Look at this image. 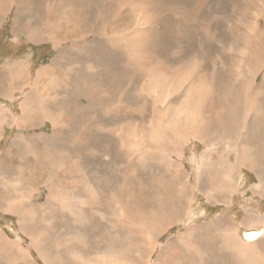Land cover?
<instances>
[{
  "label": "bare ground",
  "instance_id": "obj_1",
  "mask_svg": "<svg viewBox=\"0 0 264 264\" xmlns=\"http://www.w3.org/2000/svg\"><path fill=\"white\" fill-rule=\"evenodd\" d=\"M122 1L127 3L120 8L115 5V9L121 10V12H124L125 14L130 11H139L145 16L152 13L145 0ZM133 3L136 5L132 6ZM7 4H9V1ZM58 6L59 5L56 4H51L49 6L52 8L53 13L51 17L47 14L48 16L45 17L44 21V25L47 24L49 29H52L51 35L54 38L61 33L59 32V26L61 23L60 12L63 7L60 8ZM109 6L114 8L111 3H109ZM6 7L9 6L7 5ZM252 7L255 10L254 16L259 15L261 16L260 20H262L264 18V0H254ZM4 8L0 5L1 16L4 12H6V8L5 10ZM57 9L60 12L57 11ZM16 18L18 19L16 24L20 28H26L33 41L36 40V42H41L45 40L43 37L45 34L37 32V25H35V30H33V27L30 25L28 20L22 21L19 19V16ZM96 18L97 20H100L102 18L101 14H99ZM144 20L146 21L147 17H144ZM252 20L253 19H248V27H241L242 29H245L240 32L241 35L245 36L249 32V35L243 37V46L241 45L237 48V50L233 49L234 44H236L233 40L232 46L226 50V56L230 59V61H232L231 63L233 65H230L228 60H226V62L220 65V68L216 67V71L212 74L203 71L201 67H204L205 65H198L196 58L174 68L164 61L159 60L156 55L145 51L144 47L148 41V35L151 33V31H148L147 28L143 29L139 27L141 29L134 31L131 34L128 33L129 35L124 34L121 30H118L117 33L112 36L104 34V39H109L110 42L114 43L116 42V39L131 40L134 47L130 52V57L128 59L129 63L139 66V68L144 71L147 76H149L150 80L154 78L160 87L167 88L168 90V102L166 101L167 104L164 110H162L159 104V101H161L159 99L161 95H158V98L153 100L155 102V108L152 112L151 120H148L149 122L146 125H142L140 130L135 131V134L138 135L137 137L140 139L139 142H142L143 144L139 147L140 150L138 151L134 149L128 151V156L132 155L134 163L143 167L146 164V153L145 151L142 153L141 149H146L152 158L157 159L154 162V166H158L163 171L167 170L169 173L175 171V173L171 174L172 176L170 178L160 177L159 181L157 179L154 180L151 188H143L142 185H140L139 189L135 190V187L128 184L127 181L135 177V172L138 168H130L124 172L127 173L128 178L127 175H125L124 180H121V183L119 184V193L124 196L125 200L122 202L119 198L116 204H120L119 221L122 222L121 225H123L124 220H129L133 226L132 229H130L133 232L128 230L126 235L128 238L132 239L134 243H127V248L124 247L122 251L117 253L108 252L104 254H97L93 259L94 264H101V261H103L102 263L104 264H126L125 262H131V264H159V261L157 262L153 259L152 254L162 245V243H157L154 238L155 236L166 232V229L163 225H156L154 219L151 221V219H149L145 214L141 213L142 209L136 210L134 207H131L133 206V203L130 202L133 200V202L137 203V207H142L144 210L149 211L152 214H157L160 221L161 219H167L164 220L166 221L164 225H172V223L178 220L179 222H182V213L186 216L184 221L192 217L194 210H192L191 205L195 199L194 196L188 197L187 204L183 207L182 200L187 196V194L195 189H198V187L192 186L189 183L190 176L194 173L192 171L185 170L182 161L173 165L168 162V160L163 158L165 154L172 152H177V157L179 159L186 156L184 155L185 149H182V145H180L186 144L184 143L185 138L198 139L206 144H209L210 142H217L218 144L224 146L218 153L217 160L215 159V156H212L213 153L211 151V153L205 157L206 160H204V162H206L205 164H210L209 167L200 169L201 166L205 165L204 163L197 166L199 173L198 175H195V180L197 179L196 181H198L200 188L207 186L210 189V191H205L208 196L207 198H209L210 201L216 204L226 205V203L231 200V196L238 193V191L234 189V184L238 178L241 177L240 174H242V171L245 169L255 172L254 175L258 178L259 182V185L255 187V191L257 193L261 192L260 195L264 197V132L258 138V141L256 140L252 144H250L246 138V135L253 133L259 128L264 130V76L262 81L260 80V84H255L257 74L264 72V30L260 31L258 25L252 27ZM78 21L72 28L68 27L67 24L63 25L62 33L79 37L80 30L83 25H80ZM130 26H132V24ZM116 29H119L118 26H116ZM113 31L114 29H111V32ZM237 32V30H234L235 34ZM34 36H38V38L34 39ZM71 47L77 56L76 60H80L82 62H88L90 60L86 71H84L83 68H76L74 63L64 69L62 64L66 58V51L64 49L62 51L60 50L52 64L38 72L37 75H41V80L39 81L40 85H33L30 91L27 92L26 98L21 104V114L15 116L13 109L0 107V130L1 121L3 120L15 123L17 128L20 129H23V127H27L28 125H33V122H38L39 124L45 122L46 124L47 121H50L53 125V134L49 136L42 133L38 136L26 139L20 134L19 136L15 134L9 147L5 151L1 148V139L3 134L0 132V208H3L4 211L15 213L20 216V225L30 230L29 235L32 238L30 247L37 251L45 264H59L62 257H60L59 254H53L51 252L53 251L52 248H56L58 250L61 247V243L59 244L56 242L55 244L53 241H45L47 235L46 230L48 228H41V230L37 232V223L35 220L39 215L36 217L35 213L37 209L36 207H40V204L38 205L36 201L35 197L37 193H34L35 190L31 187V185L46 179L44 184L47 188V192H49L47 204L58 206V211L70 214L69 216H71L72 219L75 218V220H77L80 214H83L86 207L91 211L98 209L96 203H98L101 199L106 198L105 193L109 189L108 183L102 179H98L95 182L93 176L87 175L86 177L90 184L86 190L84 189L85 193L83 194L84 196L86 194V196L83 199H69V192L75 191V188L71 187L68 191L62 188L60 179L64 176L65 169L71 167L77 161L85 164L84 153L86 152V140L79 132L68 138H64L61 135V131L64 130L65 126H72L73 122L76 128L73 130L74 132L79 129L80 125H85V123L91 124L94 121V118H86L87 108L92 104L95 105L100 101H107L112 98V92L110 90H106L104 93L101 92L102 94L100 93L101 87L105 86V79L98 73L99 66L95 64V60L91 57H86L83 54H77L82 48H77L75 46ZM202 47H204V44ZM224 51L222 53H224ZM178 52L176 53V56H179ZM157 53L159 52H156V54ZM162 54H164V52ZM165 54L163 55L164 57H166ZM173 57H171L172 60L174 59ZM109 58L110 56L106 57L107 60ZM202 58L203 57L199 59ZM206 61L208 62V59ZM213 62L215 63V61ZM106 63L111 66V69L114 68V65H111L109 60ZM9 68L10 67H8V69ZM88 68L90 69V73H88ZM126 68L127 66L125 65L118 68V70L122 71L120 76L121 78H117L116 83L118 86H124V81L128 79V76L126 75L127 77H125L124 75ZM11 71L12 73L2 81L0 92L5 91L8 93L11 90V85L15 82V78L20 76L22 73L28 72L26 71L24 64H22V68H17L12 65ZM102 72L109 73V70L103 69ZM221 73L230 74L232 77V81L229 80L228 84H226L227 86L224 88H222V84L218 81V78L222 75ZM43 76L47 78L44 83L42 82ZM26 78L31 79V74L29 72L28 75H26ZM151 82L155 83L154 80ZM75 83H77L75 88L78 89L79 95L85 98L87 103L84 105L82 110H80V106H82V104L78 103V106L75 107L76 110H74V113H65L62 108L58 107V103H64L70 100L68 91L70 90L71 85H75ZM41 86H44L43 92L47 97L52 94L50 101L57 109V115L53 114L51 117L52 120L48 119L47 111L43 105L45 99L43 93L40 91ZM150 86L149 81H146L143 89H141L142 92L149 91ZM13 89L21 92V90H18L17 87H13ZM170 98H172L171 101L169 100ZM178 98H180V104L174 106V109L173 105ZM34 104L37 106L36 108H34ZM98 104L100 105V103ZM98 104L96 106H98ZM124 110L127 109L124 107H115L111 108L110 112H114L116 114L122 111L124 112ZM110 112L108 114H111ZM138 113L144 114V108H139ZM36 117L39 118V120H37ZM60 119H64L66 122L62 129L57 131L55 128H58L61 125V122L58 121ZM93 126L95 125L93 124ZM125 127L126 126H122V128L117 131L119 132L118 136L123 138V145L130 143L133 146H136V142H130L133 136L128 135V130L125 129ZM113 132L114 131L111 133ZM34 139L36 140V143L34 142ZM62 147L68 149L73 148V152L68 150V161L67 165L64 166H62V162L65 160L66 153L63 152V150H60ZM122 152L125 153L123 150ZM91 153L96 154L97 152L93 150ZM22 154L25 156L24 159L21 158ZM196 156L192 158L189 157L191 163L194 161V165L199 162ZM195 168L193 170H195ZM114 184L115 183L111 185L112 190H114ZM95 189L97 190V193ZM260 189H262V191H260ZM114 191H116V186ZM102 204H104V202ZM151 206H156L161 209L165 206L170 207H167L164 212L159 209L151 210ZM73 207H75V209ZM229 208L231 207L229 206ZM245 211L246 217H244L241 221L225 220L222 215H219L211 227L201 229V226V228H199V230L197 229L195 233L193 231L192 233L194 234H189L190 240L187 241L191 242L186 245L184 243L182 244L185 245V250H189L192 245H197L200 250L199 252H196L197 258L192 259L191 257H188L186 259H181L177 254L179 257L174 255L176 258L170 259V262L167 264H214L211 260V255L213 254L216 255L217 261H220L221 264H264V252H255L254 247L258 243L253 245L255 242H258L262 236H264V215L259 216V213L257 212L258 210L248 207L245 208ZM260 222L263 224L262 230H260L257 225ZM39 226L40 224L37 228ZM241 227H247V229L250 228L249 230L258 229L246 233V239H244L241 237ZM1 230L2 229L0 227V255L2 257L6 255V258L3 257L5 262L9 263V259H15L10 262H18L20 264H36L33 261L31 250L25 249L20 241H12L8 239L7 235ZM122 245H124V243L120 244V246ZM182 246H180V248ZM119 248V250H121V247ZM96 253L98 252L96 251ZM127 253H131V255H128ZM12 254H15L16 256H13ZM189 254H191V252ZM114 256H117L119 260H113ZM227 257L230 259L233 258V261L229 259L230 261L228 262ZM123 260L125 262H123Z\"/></svg>",
  "mask_w": 264,
  "mask_h": 264
},
{
  "label": "rangeland",
  "instance_id": "obj_2",
  "mask_svg": "<svg viewBox=\"0 0 264 264\" xmlns=\"http://www.w3.org/2000/svg\"><path fill=\"white\" fill-rule=\"evenodd\" d=\"M0 1H2L0 2V5L3 8H6V12H4L2 16L0 15V86L2 85L4 78L12 73V65L17 68H22V64H24L26 71L31 74V79H28L26 78L28 72L22 73L20 76L15 78V82L11 85V90L8 93L5 91L0 92V107L13 109L15 116L21 114V104L24 102L27 92L30 91L33 85H40L39 81L41 80V75H37L38 72H40L43 68L50 66L56 55L59 54L60 50L62 51L64 49L66 51V58L62 64L64 69L68 68L70 64L74 63L76 68H83L84 71H86L90 60L88 62L76 60L77 56L75 51L72 50L71 46L82 48L77 54H83L86 57H91L93 60H95V64L99 66L98 73L105 79V86L101 87L100 93H104L106 90H110L112 92L111 99L107 101H100L98 102L100 105L96 103L95 105L92 104L87 108L86 118H94V121L91 124L85 123V125H80L79 129L75 130L74 132L73 130L76 128L73 122L72 126H65L64 130L61 131V135L64 138H68L79 132L80 135L86 140V152L84 153L85 164L77 161L71 167L65 169V174L60 179L62 188L66 191H68V189L71 187L75 188V191L69 192V199H83L86 196V194L84 196L83 193H85L86 188L90 184L86 175L93 176L95 182L98 179H102L108 183L109 189L105 193L106 198L101 199L98 202L99 204L96 203L98 209L91 211L86 207L83 214H80L77 220H75V218L72 219V217L69 216L70 214H65L64 212L62 213L58 211V206L47 204L49 192H47V188L44 184L46 179L31 185V187L35 190L34 193H37L35 197L36 201L38 205L40 204V207H36L37 214L35 213L36 217L39 215V219L37 218L35 220L37 223L36 230L38 232L41 230V228H48L46 230L47 235L45 241H53L55 244L56 242L59 244L61 243V247L58 250L56 248H52L53 251L51 252L53 254H59L60 257H62L59 264H94L93 259L97 254H104L108 252L117 253L122 251L124 247L127 248V243H134V241L128 238L126 235L128 230L133 232L130 230L133 226L129 220H124L123 225H121L122 222L119 221L120 204H116L119 198L122 200V202L125 200L124 196L120 195L121 193H119V184L121 183V180H124L125 175H127V173L124 172L130 168H138L135 172V177L127 181L128 184H131V186L135 187V190H138L140 185H142L143 188H151L154 180L157 179L159 181L160 177L170 178L172 176L171 174L175 173V171L169 173L167 170L163 171L158 166H154V162L157 159L152 158L146 149H141L142 153L144 151L146 153V164L143 167L137 163V165L134 163L132 160V155L128 156V151L131 149L138 151L140 150L139 147L143 144L142 142H139L140 139L137 137L138 135L135 134V131L140 130L142 125H146L151 120L152 112L155 108V102L153 100L158 98V95H161L159 98L161 100L159 101V104L162 110H164L168 102V90L167 88L160 87L154 78L150 80L149 76H147L146 73L139 68V66L129 63L128 59L130 57V52L134 47V44L131 40L116 39V42L114 43L110 42L109 39H104V34L112 36L116 34L118 30H121L124 34H131L138 29L147 28L148 31H151V33L148 35V41L144 47L145 51L156 55L159 60L164 61L174 68L196 58L198 65H205L204 67H201V69L212 74L214 71H216V67L220 68V65L226 62V60H228L230 65H233L231 63L232 61H230V59H228L226 56V50L232 46L233 40L236 42L233 49L237 50V48H239L241 45L243 46V37L249 35V32L245 36L241 35L240 32L245 30L241 27H248V19H253L251 25L252 27L258 25L259 30L263 31L264 18L260 20L261 16H254L255 10L252 7L254 0H145L149 10L152 11V13L147 16L141 14L139 11H130L129 13L125 14L124 12H121V10H116L115 4L119 7L120 0ZM8 1L9 4H7ZM109 3H111L114 8L110 7ZM6 4L9 7H6ZM51 4L59 5L58 7L60 8L63 7L61 12L58 10L59 8L57 9V11L61 13V23L59 26V32L61 33H59L56 38L52 37L51 35L52 29H49L47 24L44 25L45 17L48 15L51 17L53 13L52 8L49 7ZM99 14H101L102 18L97 20L96 17ZM17 16H19V19L22 21L28 20L30 25L33 27V30H35V25H37V32H42L45 34L43 37L46 43H42V45H40L41 42H32V38L28 33V30L26 28H20L16 24V21L18 20L16 18ZM144 17H147V22L144 20ZM77 21L80 25H83L82 29L80 30L79 37L62 33L63 25L67 24L68 27L72 28L76 25ZM131 24L132 26H130ZM116 26H118L119 29H116ZM111 29H114V31L111 32ZM234 30H237L238 32L235 34ZM36 38H38V36H34V39ZM46 39L52 40V42ZM203 44L204 47H202ZM224 44L227 45L225 46ZM223 51L224 53H222ZM156 52H159L157 54L160 56H158ZM163 52L164 54L166 53V57L163 56ZM177 52L179 53V56H176ZM108 56H110L108 59L111 62L110 64L114 65L113 69H111V66L106 63L108 61L106 57ZM171 57L174 59L172 60ZM201 57L203 58L199 59ZM207 59L208 62L206 61ZM213 61H215V63ZM123 65L127 66V72L123 70L125 71V73H123L125 77L128 76V79L124 81V86H118L116 83L117 78H121L120 76L122 73V71L118 70V68L122 67ZM8 67L10 68L8 69ZM103 69H108L109 73H103ZM88 73H90L89 68ZM263 73L264 72H260L257 74V79L255 82L256 85L261 83L264 76ZM221 74L222 75H220L218 81L220 84H222V88H224L227 86L226 84H228L232 77L227 73ZM46 80L47 78L43 76L42 82L44 83ZM153 80L155 83L151 82ZM146 81H149L151 85L150 90L147 92H142L141 89H143ZM77 83H75V85L72 84L74 88L71 85V88L68 91L70 100L64 103H58V107L62 108L65 113H74V110H76L75 107L78 106V103L82 104V106H80V110H82L84 105L87 103V100L80 96L78 89L75 88ZM13 87H17L18 90H21V92L14 90ZM43 87L44 86L40 87V91L43 93L45 99L43 105L47 111L48 119L52 120L51 117L53 114L57 115V109L50 101L52 94L47 97L43 92ZM210 96L212 97L211 94ZM171 99L172 98L169 100L171 101ZM178 100L175 101V104L173 105L174 109V106L180 104V98H178ZM97 104L98 106H96ZM36 107L37 106L34 104V108ZM115 107H124L127 110L116 114L114 112H110V109ZM139 108H144V114L138 113ZM108 111L111 114H108ZM37 120H39V118H37ZM58 121L61 122V125L55 129L60 131L66 121L64 119H60ZM93 124L95 126H93ZM122 126H126L125 129L128 130V135L133 136L130 142H136V146H133L130 143L123 145V138L119 137V132H117L122 128ZM112 131L114 132L111 133ZM0 132L3 134L1 139V148L5 151L9 147L15 134L17 136L20 134L26 139L33 136H38L42 133L49 136L53 134V125L50 121H47L46 124L45 122L41 124L38 122H33V125H28L27 127L20 129L17 128L15 123L8 120H3L1 121ZM263 132L264 130L259 128L253 133L246 135V138L248 142L252 144L256 140L258 141V138ZM197 140L198 139L194 138H185L184 143L186 144L180 145H182V149H185L184 155L186 156L181 157V159L177 157V152H172L163 156V158L168 160V162L172 163L173 165H176L182 161L185 170H189L194 173L190 176V181H188L192 186L198 187V189H195L194 191L187 194V196L182 200L183 207L187 204L188 197L194 196L195 198L191 205V208L194 210V212L190 219L184 221L186 216L184 213H182V222H179L178 220L172 223V225H164L166 222L164 220L167 219H161L160 221V219L157 217V214H152L149 211L144 210L142 207H137V203L133 202V200L130 202L133 203V206L131 207H134L136 210L142 209L141 213L145 214L149 219H151V221L154 219L156 225H163L166 229V232L161 235H157L154 238L157 243H162V245L152 254L153 259L157 262L159 261V264H167L170 262V259L176 258L174 255L177 254L180 257L178 255L177 256L181 259H186L188 257L196 259V252L200 251L197 245H192L189 250H185V245L191 242H187L190 240L189 234L193 235L197 229L199 230V228H201V226V229L211 227L219 215H222L225 220L241 221L244 217H246L245 208L247 207L258 210L257 212L259 213V216L264 215V197L260 195L261 192L257 193L255 191V187L259 185L258 178L254 175L255 172H251L247 169L243 170V173L241 172V177H239L235 182L234 189L237 190L238 193L231 196V200L228 201L229 204H216L207 198L208 196L205 191H210V189L207 186L200 188L198 181H196L197 179L195 180V175H198L199 173L197 166L203 163L205 164V157L212 151H216V153L212 155L216 156V154L219 152V148L222 149V145H216V142H210V144H206L200 140ZM34 142L36 143L35 139ZM60 150H63V152L66 153L65 160L62 162V166L67 165L68 150L73 152V148L68 149L62 147ZM93 150L97 153H91ZM122 150L125 153H123ZM194 156H196L198 159L196 157L195 158L199 161L196 165H194V161L191 163L189 159V157L192 158ZM21 158H25L24 154L21 155ZM215 159L217 160V157ZM209 166L210 164H205L201 166L200 169L205 167L207 168ZM194 168L195 170H193ZM113 183H115L114 190L116 186V191L112 190L111 185ZM95 191L97 193L96 189ZM260 191H262V189H260ZM103 202L104 204H102ZM229 206L231 208H229ZM167 207L170 206H165L163 209L157 208L156 206H151L150 209H159L165 212ZM73 208L75 209V207ZM19 218V215L4 211L3 208H0L1 231L7 235L8 239L12 241H20L25 249L31 250L33 261L36 264H45L37 251L30 247V242L32 239L29 235L30 230L20 225ZM39 224L40 226L37 228ZM257 225L260 230L263 229V224L261 222ZM258 228L249 230L250 228L247 229V227H241V237L246 239V233L252 232V230H257ZM193 231L194 233H192ZM262 237L258 240V242L253 244L256 245L258 243L254 247L255 252H264V238ZM121 243H124V245L120 246ZM180 246L182 247L180 248ZM119 247H121V250H119ZM96 251L98 253H96ZM190 252L191 254H189ZM127 254L131 255V253ZM12 255L16 256L15 254ZM3 257L6 258V255ZM3 257L0 255V264H20L18 262H10L12 259H9V263H7L4 261ZM114 259L119 260L117 256H114L113 260ZM229 259L230 258L227 257L228 262L230 260L233 261V258L230 260ZM211 260L214 262V264H221L220 261H217V257L214 254L211 255ZM102 262L103 261H101V264H104ZM123 262L125 261L123 260ZM125 263L131 264V262Z\"/></svg>",
  "mask_w": 264,
  "mask_h": 264
},
{
  "label": "crops",
  "instance_id": "obj_3",
  "mask_svg": "<svg viewBox=\"0 0 264 264\" xmlns=\"http://www.w3.org/2000/svg\"><path fill=\"white\" fill-rule=\"evenodd\" d=\"M129 2H130V1H129ZM125 3H127V2H123L122 0H120V1H119V7H118L116 4H115V5H116L118 8H120V7H122V6H123ZM133 5H136V4H134V3H133V4H132V6H133ZM131 10H132V9H131ZM46 40H48V41H51V42H52V40H49V39H46ZM31 41H32V42H34V43H38V42H36V41H33V40H31ZM42 43H46V41H45V40L41 41L40 45H42ZM209 144H210V143H209ZM216 145H218V143H217V142H216ZM222 147H224V146L222 145ZM220 150H222V149H220V148H219V152H220ZM219 152H218V153H219ZM212 153H213V154H215V153H216V151H212ZM218 153L216 154V156H215V157H217V156H218ZM258 183H259V182H258Z\"/></svg>",
  "mask_w": 264,
  "mask_h": 264
}]
</instances>
